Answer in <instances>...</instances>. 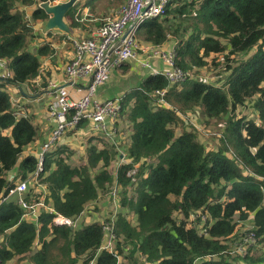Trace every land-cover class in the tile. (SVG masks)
Returning a JSON list of instances; mask_svg holds the SVG:
<instances>
[{
    "label": "trees",
    "instance_id": "trees-1",
    "mask_svg": "<svg viewBox=\"0 0 264 264\" xmlns=\"http://www.w3.org/2000/svg\"><path fill=\"white\" fill-rule=\"evenodd\" d=\"M34 2L0 0V58L11 71L0 79V192L12 185L8 175L15 170L14 183L27 181L23 200L43 205L28 216L17 195L0 204V264H234L229 243L249 217L264 248V0H168L161 14L139 26V42L177 39V66L195 69L196 76L175 82L146 69L119 95V125L127 134L119 146L127 163L115 168L120 153L81 120L75 130L84 162L71 163L68 146L54 145L35 176L37 157L23 151L38 150L41 133L34 114L20 109L27 105L6 90L31 86L47 52V46L33 52L32 29L19 8ZM32 19L44 22L47 15L35 7ZM220 54L217 78L197 77ZM157 90L167 106L156 102ZM196 113L197 127L218 126L215 149H207L190 123ZM114 185L115 199L109 195ZM100 198L117 199L119 211L84 225V211ZM112 214L113 248L98 251ZM55 215L72 224H53ZM240 260L264 264V254L247 251Z\"/></svg>",
    "mask_w": 264,
    "mask_h": 264
},
{
    "label": "built area",
    "instance_id": "built-area-1",
    "mask_svg": "<svg viewBox=\"0 0 264 264\" xmlns=\"http://www.w3.org/2000/svg\"><path fill=\"white\" fill-rule=\"evenodd\" d=\"M51 3H60L67 0H52ZM168 0H124L116 14L106 17L103 23L89 37L69 38L72 46V56L63 67V75L67 84L49 80L47 91L49 100L46 103V115L51 128L38 151L31 152L37 157L38 167L34 176L41 168L45 152L54 145H59L66 138L68 131L78 126L81 120L90 122L92 132L100 133L103 140L113 145L120 154L117 157L119 164L127 163L124 152L119 144L121 140L116 138L115 122L121 111L120 98L99 99L97 90L110 78L114 69L128 62L136 63L143 69L150 70L154 74L165 75L170 81H181L189 77V71L183 72L176 64L177 39L168 46L166 43L149 44L139 42L137 30L147 19L156 17L163 11V6ZM0 68L3 78H9L11 71L6 60L0 58ZM83 82L84 92L74 97L70 93V86ZM159 105H168L163 98L164 91L157 90ZM116 167V168H117ZM134 169L128 174H132ZM14 174H10L9 181L12 185L0 192V204L9 197L17 195L19 202L26 209L28 216H35L41 202L29 204L22 198L26 189V180L13 182ZM109 195L115 199L116 185L111 188ZM116 211H113V213ZM55 225H71L72 221L59 215L52 219ZM113 214L103 224L104 237L98 251L110 252L113 248L115 236L113 230ZM252 235V233H250ZM253 236V235H252ZM87 264H93V260Z\"/></svg>",
    "mask_w": 264,
    "mask_h": 264
},
{
    "label": "crops",
    "instance_id": "crops-1",
    "mask_svg": "<svg viewBox=\"0 0 264 264\" xmlns=\"http://www.w3.org/2000/svg\"><path fill=\"white\" fill-rule=\"evenodd\" d=\"M39 1L40 0H35L34 4L32 5H24L19 7L20 10L24 12L25 20L32 29L31 38H29V40L30 47L32 48L33 52H35L37 49L47 46L46 54H41L39 56L41 63L39 74L32 80L31 86L30 84H23L22 86L17 87L7 86L6 89L15 103L17 101H21L23 105H27L25 108L20 107L22 111L26 109L29 110L30 114H34V123L38 126L40 129L39 131L42 134V140L38 142V150L41 146L40 143L46 139L51 128V124L48 122L46 115V103L49 100L48 91L46 89L47 82L49 80H55L62 85L67 84L63 75V67L72 56V46L69 38L91 36L103 23L106 17L116 14L117 9L124 2V0H91V3L89 4H87L85 0H77L72 9L68 12L71 13L72 18L70 21H65L67 25H69L70 22H75L77 23V27L70 28L68 26L70 29L68 33L61 32L57 29L43 33V25L46 20L42 22L41 20L32 19V12L35 7H38ZM50 1L53 2L52 0ZM76 6H78V10L75 11L73 8ZM65 18L66 17H64V20ZM173 40L174 39L169 38L164 45L168 46ZM143 72L146 73L147 71L136 70L135 63L133 62L125 63L121 67L114 69L111 72L110 78L115 74H119V84L117 82L112 83L111 79L109 78L110 80L97 90V94L100 97L99 99L117 97L124 93V90L129 89L132 86H136L137 83L143 79L144 76L141 74ZM2 74L3 71L0 68V79H5L1 76ZM114 86H118L119 89L114 88ZM69 88L70 93L74 97H78L84 92L85 85L83 82H79L75 83L73 86L69 85ZM81 132L83 135H86V132L83 129H81ZM80 142V135L75 130L74 132L72 131L67 134L63 142L58 145L68 146V151L73 153V155L70 156L71 163L84 162V159L82 161L80 160V156H82L81 153L83 151V146L80 145ZM38 150L34 149L33 147H28L23 151V154H32L31 152ZM10 174H14L15 176V170L9 172L8 177H10ZM103 200L106 199L103 198ZM103 200L102 198L99 199V201L96 203L95 209H86L84 211L82 215L84 225H88L91 221L106 216L108 211L106 207L101 205ZM104 203L107 204V202Z\"/></svg>",
    "mask_w": 264,
    "mask_h": 264
},
{
    "label": "rangeland",
    "instance_id": "rangeland-1",
    "mask_svg": "<svg viewBox=\"0 0 264 264\" xmlns=\"http://www.w3.org/2000/svg\"><path fill=\"white\" fill-rule=\"evenodd\" d=\"M85 2L87 4H89V3H91V0H85ZM73 9L75 11L78 10V6L74 7ZM65 21H68V20L65 18ZM222 57H223L222 54L218 55L217 60L215 61V64L209 63L208 67H205L204 69H201V70L197 71V77H200V78H202L204 80H207L209 82L210 81H214L217 78L216 72L217 71H221L220 68L223 67V58ZM235 57L236 58H241V57H244V55L243 54L234 55V58ZM135 68L138 71H146L142 67L138 66L136 63H135ZM187 71L190 72L192 77L196 76V70L195 69H193L192 71L191 70H187ZM141 74L144 75L146 73L143 72ZM110 79H111L112 83L117 82L119 84V74H115ZM114 88L119 89L118 86H114ZM6 89H7V86H6ZM97 96H98V94H97ZM117 97H119V96H117ZM240 111L242 112V114H246L247 113V109L246 108H243ZM197 116L199 117L198 113L191 114V118L189 119L190 123L193 124L192 126H194V127H197L196 125H194L195 122L198 120ZM33 120H35V118ZM119 122L123 126V122H121V120L117 119L116 122H115V125H114L115 128H116V138L118 139V142H119V140H121V143H123L124 141L127 142V138H126L127 134H126L125 124H124V131H125L126 137L124 135V131H122V129H121L120 125H119ZM207 126H210L213 129L212 128H208V127L206 129H202V128L197 127L198 130H200L201 134H202L199 137H200L201 141L206 145L207 149H211V148L215 149L217 147V142H218L217 139L219 138V135H220L219 128L216 125V123H214V125L213 124L210 125V122H209V124ZM37 141H39V138L37 139ZM82 142H83V140H81L80 145H83ZM68 144H70V143H68ZM112 164H113V166L115 168L117 167V161L112 162ZM104 202H107V204H105ZM117 203H118L117 199H116V201H113L112 199H109V198H107L106 200H103V202H101V205L103 207H106V209L108 211V213L106 214L105 217H107L108 214L113 212V211H119V207H118ZM98 219H100L99 220L100 222L105 221L104 217H100ZM197 226L201 227L202 226V221L198 222ZM253 228H254V226L252 224L251 217H249L245 221L239 222L237 224L235 234L238 236V238H236L234 240L235 242L234 241H230V243H229V245L232 246L235 250H229L226 253L227 255H231L229 257L232 260L231 263H234V264L235 263L236 264H245L244 262H242L240 260V257L245 255V253L247 251L251 255H256V256H262L264 254V248L262 247V244L250 234V230L253 229ZM201 231H202V229L199 230V232H201ZM112 233L115 236V233H114L113 230H112ZM235 255H238L239 257L236 258ZM234 258H236V259H234Z\"/></svg>",
    "mask_w": 264,
    "mask_h": 264
},
{
    "label": "water",
    "instance_id": "water-1",
    "mask_svg": "<svg viewBox=\"0 0 264 264\" xmlns=\"http://www.w3.org/2000/svg\"><path fill=\"white\" fill-rule=\"evenodd\" d=\"M76 1L67 0L60 3H51L49 0L39 1L38 7L47 15V19L43 25V33H47L53 29L68 33L70 29L64 17L72 9Z\"/></svg>",
    "mask_w": 264,
    "mask_h": 264
},
{
    "label": "clouds",
    "instance_id": "clouds-1",
    "mask_svg": "<svg viewBox=\"0 0 264 264\" xmlns=\"http://www.w3.org/2000/svg\"><path fill=\"white\" fill-rule=\"evenodd\" d=\"M40 1H44V0H40ZM50 1V0H49ZM263 192H264V190H263ZM251 233V232H250ZM254 237V236H253ZM255 238V237H254Z\"/></svg>",
    "mask_w": 264,
    "mask_h": 264
}]
</instances>
